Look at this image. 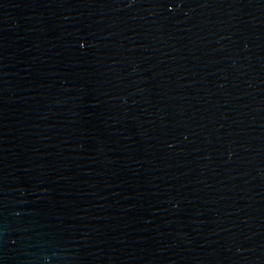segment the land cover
<instances>
[{"label": "water", "instance_id": "1", "mask_svg": "<svg viewBox=\"0 0 264 264\" xmlns=\"http://www.w3.org/2000/svg\"><path fill=\"white\" fill-rule=\"evenodd\" d=\"M0 264H264V0H0Z\"/></svg>", "mask_w": 264, "mask_h": 264}]
</instances>
